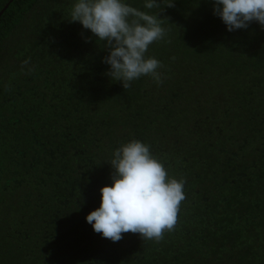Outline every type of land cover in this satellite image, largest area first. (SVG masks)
<instances>
[{"label": "trees", "instance_id": "16d2710c", "mask_svg": "<svg viewBox=\"0 0 264 264\" xmlns=\"http://www.w3.org/2000/svg\"><path fill=\"white\" fill-rule=\"evenodd\" d=\"M75 2L0 0V264H264V28L228 31L214 0H174L146 53L163 82L124 89L69 21ZM133 139L185 181L159 242L86 221Z\"/></svg>", "mask_w": 264, "mask_h": 264}, {"label": "clouds", "instance_id": "9594fccd", "mask_svg": "<svg viewBox=\"0 0 264 264\" xmlns=\"http://www.w3.org/2000/svg\"><path fill=\"white\" fill-rule=\"evenodd\" d=\"M174 6V0H146L144 8L160 9L153 14L125 0H76L69 21L80 22L102 42L108 50L103 62L110 65L106 74L127 89L142 76L163 82L162 62L146 53L166 36L160 13ZM213 11L228 31L247 28L253 21L264 28V0H214ZM109 163L112 183L101 187L100 206L86 216L93 230L114 243L126 233L159 242L165 232L175 231L186 199L185 181L170 177L150 146L137 139L117 148Z\"/></svg>", "mask_w": 264, "mask_h": 264}, {"label": "water", "instance_id": "95a60500", "mask_svg": "<svg viewBox=\"0 0 264 264\" xmlns=\"http://www.w3.org/2000/svg\"><path fill=\"white\" fill-rule=\"evenodd\" d=\"M7 9V6L4 7V9L1 11L0 16L3 14V12Z\"/></svg>", "mask_w": 264, "mask_h": 264}, {"label": "flooded vegetation", "instance_id": "af4514ba", "mask_svg": "<svg viewBox=\"0 0 264 264\" xmlns=\"http://www.w3.org/2000/svg\"><path fill=\"white\" fill-rule=\"evenodd\" d=\"M4 7H5V6H3V8L0 10V13H1V11L4 9Z\"/></svg>", "mask_w": 264, "mask_h": 264}]
</instances>
